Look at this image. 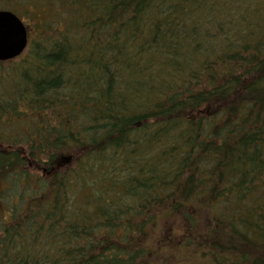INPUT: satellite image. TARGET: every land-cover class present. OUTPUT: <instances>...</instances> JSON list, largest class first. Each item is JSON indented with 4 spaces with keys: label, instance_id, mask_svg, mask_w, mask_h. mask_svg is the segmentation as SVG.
<instances>
[{
    "label": "trees",
    "instance_id": "trees-1",
    "mask_svg": "<svg viewBox=\"0 0 264 264\" xmlns=\"http://www.w3.org/2000/svg\"><path fill=\"white\" fill-rule=\"evenodd\" d=\"M0 10L37 34L0 61V264H264V0Z\"/></svg>",
    "mask_w": 264,
    "mask_h": 264
},
{
    "label": "water",
    "instance_id": "water-1",
    "mask_svg": "<svg viewBox=\"0 0 264 264\" xmlns=\"http://www.w3.org/2000/svg\"><path fill=\"white\" fill-rule=\"evenodd\" d=\"M27 30L12 11L0 10V61L19 56L26 48Z\"/></svg>",
    "mask_w": 264,
    "mask_h": 264
},
{
    "label": "rangeland",
    "instance_id": "rangeland-1",
    "mask_svg": "<svg viewBox=\"0 0 264 264\" xmlns=\"http://www.w3.org/2000/svg\"><path fill=\"white\" fill-rule=\"evenodd\" d=\"M249 5L251 6L252 4H249ZM20 9H22V8H20ZM18 15H19V18L23 21V23L28 26V30L27 31H28L29 38L31 37V38L34 39V41H36L37 40V34H36V31L33 29L34 27H33V23L31 21V18H28L27 15H23V14H21V15L18 14ZM28 52H29V50H28V47H27L25 49V51L23 52V55L18 57L17 59H15V61L17 62V61L25 58L27 56ZM66 165L67 164H65L64 166H66ZM40 173L41 172L37 171L35 175L38 176V175H40ZM123 175L126 177L128 174L125 173ZM130 177L123 178L121 180L123 181L124 184H128ZM205 201H207V200L205 199ZM197 204H198L197 202L192 203V204H189L187 202V205H185V207H186V209H189V211H190V210H192L193 206H197ZM197 212H198V214H196V221H197L198 227L196 229H201V231L204 232L205 226H208L211 223V219H212V215H211L212 213L211 212H212V210L210 208L204 207V208L198 209ZM161 224H162V226H159V229H157V233H156L157 238H155V240L159 239V238H161V240H162V238H165L167 233H168V231L171 229L169 231V233L174 235V239H175L174 242H176V244H178L177 239L179 237V227L182 228L181 222L176 218V220L172 221L171 223L162 222ZM179 239H181V237H179ZM169 244H171L172 247L176 246L175 244H172V243H169Z\"/></svg>",
    "mask_w": 264,
    "mask_h": 264
}]
</instances>
